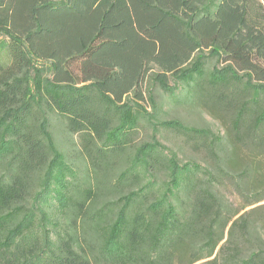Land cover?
<instances>
[{"label":"trees","instance_id":"1","mask_svg":"<svg viewBox=\"0 0 264 264\" xmlns=\"http://www.w3.org/2000/svg\"><path fill=\"white\" fill-rule=\"evenodd\" d=\"M12 1L0 0V264H264V212L236 217L223 194L242 209L264 198L262 183L246 191L264 153V0H22L17 17ZM155 85L225 131L159 119L144 103L157 109ZM53 115L113 197L76 185ZM142 121L207 139L212 162L182 161L155 133L132 145ZM243 149L258 157L240 162ZM129 175L142 178L124 188Z\"/></svg>","mask_w":264,"mask_h":264},{"label":"rangeland","instance_id":"2","mask_svg":"<svg viewBox=\"0 0 264 264\" xmlns=\"http://www.w3.org/2000/svg\"><path fill=\"white\" fill-rule=\"evenodd\" d=\"M21 2L22 0H13L11 2V5L14 9L15 17H17V14H19V7L21 6ZM8 42L9 38L7 36H0V63H2L3 65L9 64L11 60L7 51ZM215 64H217L216 58H209L207 60L206 69L209 71ZM152 92L157 101V109L154 110L153 108H151L148 101H145L144 103H146L145 105L149 110H152L155 115H158L159 119L178 118L189 125L208 127L214 132H224L225 127L228 126L227 122L224 125L219 119L211 115L208 110L204 106L200 105L197 100H193V98H191L192 101L189 100L190 95L184 94L186 93L185 91L177 92L176 95L172 96L164 92L157 85H155L152 89ZM229 116L230 114L222 113V118L225 121H229ZM51 129L53 131L54 138L57 144L66 154L67 160L72 164V166L76 170V185L90 183L92 185L93 190L99 193V196L101 194L102 198L113 197L112 195L110 196L108 187L104 186L100 189L96 186L93 165L91 160L87 158V156L83 155L80 150V145L78 144L80 140L79 135L71 134L67 130L62 117L58 115H53L51 117ZM154 133L157 135L158 139L162 143L175 150L178 154V157L182 161L195 160L202 163L203 165L208 162H212L210 159L211 155L209 153V145L211 144L207 139L202 138L200 136H186L172 129L162 127H158L154 131L152 125L147 121H142L139 124V127L135 130V133H133L131 144L136 145L143 141H148L151 139V136ZM241 154L243 158L240 157V162L245 163H249L254 158L258 157L255 156L252 159L247 154L246 149H243ZM259 158V160H253L255 165L248 164L249 169L247 175L250 174L252 178L246 185V191L249 192L250 189L253 188V186L255 185L254 183H262L263 188L261 190V193L264 196V153L261 154ZM126 159V157H122V159L120 160L125 162L124 167L127 166ZM120 161L115 166V172L110 171L106 176L102 174V178H104L105 176L106 179L112 181V183L115 185L117 183L116 181H119V179L117 178L119 170L117 171V169L122 165ZM157 176L160 177L162 176V174L158 173ZM140 177L134 178L133 176L129 175L128 178L121 181L125 184L124 188H127L125 187L126 185H128V187H131L132 185L139 182ZM118 184L120 183L118 182ZM228 187L229 189L225 190V192L223 191V194L228 196V203L233 206L234 210L239 212L236 217L248 210L255 211L253 214L264 212V198L262 201H259L258 203L252 204L242 209L243 203L241 196L235 191V189L232 190L231 186ZM252 218H255V216H252ZM255 231L258 234L257 236H259L260 239L264 240L263 222L256 221ZM206 260L207 259L197 262L195 264H207L205 262Z\"/></svg>","mask_w":264,"mask_h":264}]
</instances>
